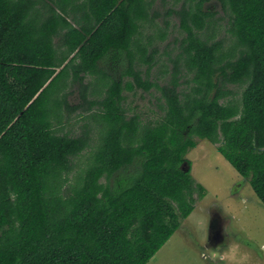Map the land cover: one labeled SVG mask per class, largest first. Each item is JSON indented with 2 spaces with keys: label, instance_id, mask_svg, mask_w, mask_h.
Wrapping results in <instances>:
<instances>
[{
  "label": "trees",
  "instance_id": "trees-1",
  "mask_svg": "<svg viewBox=\"0 0 264 264\" xmlns=\"http://www.w3.org/2000/svg\"><path fill=\"white\" fill-rule=\"evenodd\" d=\"M213 1L228 44L204 9ZM155 2L0 0V264H148L206 196L187 158L196 138L219 144L264 205V0H173L163 28ZM172 17L185 37L162 85L153 40ZM110 54L127 59L118 80L100 67ZM231 85L245 88L240 103ZM153 89L164 114L129 116L124 91ZM77 110L89 122L72 136Z\"/></svg>",
  "mask_w": 264,
  "mask_h": 264
},
{
  "label": "rangeland",
  "instance_id": "rangeland-1",
  "mask_svg": "<svg viewBox=\"0 0 264 264\" xmlns=\"http://www.w3.org/2000/svg\"><path fill=\"white\" fill-rule=\"evenodd\" d=\"M173 0H156L153 11L160 15L156 19L158 26L162 28L168 9L172 7ZM180 4L178 5V8ZM205 10L216 14L215 29L216 39L227 38V20L223 19L224 12L216 2L207 3ZM170 27L165 40L156 36L153 40V47L158 50L156 64L151 71V80L164 84L173 72L174 60L180 53V44L185 37L180 29V21L177 17L170 18ZM155 26L149 25L144 30L143 42L146 43L148 36L154 35ZM58 42V41H57ZM152 50V48H150ZM110 54L100 67L107 74L119 79L127 66V59L121 55L117 60L112 59ZM187 78L182 79V89L191 86L184 83ZM92 79L87 77V83ZM233 95L229 98L240 103L244 87L228 86ZM124 107L128 115L138 114L144 121L155 120L164 114L159 107L162 103L158 100L160 94L155 90L144 92L137 90L124 91ZM94 98V97H91ZM68 103L71 106L81 103L79 85L75 84L69 89ZM68 117V112H65ZM86 112L77 110L71 113L69 121L64 125V132L72 136H79L82 126L89 122ZM90 123H93L92 120ZM96 134V132H94ZM198 145L191 150L187 158L191 162V174L197 184L206 189V196L197 199L193 213L182 221L181 227L175 232L171 239L159 250L148 264H212L207 257V250H223L236 243L241 251L248 257L245 264H264V205L254 193L250 183L244 179L232 167V165L219 152V144H212L207 140L196 138ZM98 136L94 135V143L97 144ZM86 151L83 156L74 160V173L70 175L73 179L82 168L88 157ZM131 166L127 171L114 175L112 179L134 175L140 169V160ZM72 182V180H71ZM197 198V194L195 195ZM243 201V203H241ZM215 216H218L222 241L210 242V224ZM216 264H221L217 261ZM226 264V262H225Z\"/></svg>",
  "mask_w": 264,
  "mask_h": 264
},
{
  "label": "clouds",
  "instance_id": "clouds-1",
  "mask_svg": "<svg viewBox=\"0 0 264 264\" xmlns=\"http://www.w3.org/2000/svg\"><path fill=\"white\" fill-rule=\"evenodd\" d=\"M243 203V201H241ZM261 247H264L262 245ZM207 257L212 261V264H216L217 261H220L221 264H245L248 257L243 253L238 244L233 243L223 250H207Z\"/></svg>",
  "mask_w": 264,
  "mask_h": 264
},
{
  "label": "flooded vegetation",
  "instance_id": "flooded-vegetation-1",
  "mask_svg": "<svg viewBox=\"0 0 264 264\" xmlns=\"http://www.w3.org/2000/svg\"><path fill=\"white\" fill-rule=\"evenodd\" d=\"M213 222L216 223V228L215 230L212 232H210V239L209 241L210 242H213V243H216L217 241H222L223 240V237L221 236V232H220V225H219V219H218V216H215L213 218Z\"/></svg>",
  "mask_w": 264,
  "mask_h": 264
},
{
  "label": "water",
  "instance_id": "water-1",
  "mask_svg": "<svg viewBox=\"0 0 264 264\" xmlns=\"http://www.w3.org/2000/svg\"><path fill=\"white\" fill-rule=\"evenodd\" d=\"M215 228H216V223L215 222H213V220L211 221V224H210V232L212 231H214L215 230Z\"/></svg>",
  "mask_w": 264,
  "mask_h": 264
}]
</instances>
